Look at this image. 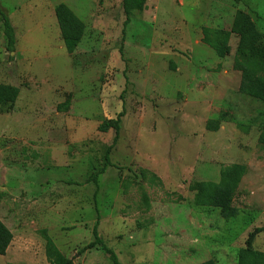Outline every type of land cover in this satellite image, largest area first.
I'll return each instance as SVG.
<instances>
[{
    "label": "rangeland",
    "instance_id": "374dc122",
    "mask_svg": "<svg viewBox=\"0 0 264 264\" xmlns=\"http://www.w3.org/2000/svg\"><path fill=\"white\" fill-rule=\"evenodd\" d=\"M60 4L86 26L73 56ZM0 8L17 42L8 53L0 17V77H8L0 84L20 90L14 107H0V221L17 243L28 239L24 263L48 264L47 230L74 264H112L102 251L78 255L100 218L99 238L120 264H237L249 234L264 227V105L239 94L238 39L219 58L201 34L230 31L243 12L264 35L263 0H148L127 26L123 0H0ZM122 111L114 143L116 133L99 128ZM233 166L243 169L240 214L226 221L197 207L194 189ZM255 248L264 253V233Z\"/></svg>",
    "mask_w": 264,
    "mask_h": 264
},
{
    "label": "trees",
    "instance_id": "16d2710c",
    "mask_svg": "<svg viewBox=\"0 0 264 264\" xmlns=\"http://www.w3.org/2000/svg\"><path fill=\"white\" fill-rule=\"evenodd\" d=\"M147 2L148 0H123V9L126 15L125 26L130 23L134 13L144 12ZM2 12L0 8L6 51L13 54L16 52L17 44L15 30L10 20ZM55 16L67 53L73 56L84 38L86 26L65 4H60L55 8ZM202 36V42L214 50L219 58L229 56L232 51L230 45L231 38L235 36L238 39L235 57L233 59V70L241 74L239 94L243 95L246 99L264 105V35L258 29L254 20L247 14L238 12L230 31L203 28ZM19 95L20 90L17 87L0 84V107H14ZM70 105L71 102L67 100L59 106V110H68ZM124 116L125 111H122L117 115L115 120L107 121L101 125L99 131L101 133H109L113 130L116 133L114 140V143H116ZM217 123L215 122L216 125ZM259 130L261 132V142L264 144V122ZM111 149L112 147L106 155L107 164ZM242 174L243 169L241 167L233 166L222 173L220 182H205L199 184L194 189L196 192L194 204L200 208L219 210L222 219L226 221L237 218L240 210L235 206V200L241 184ZM94 182L96 183V179ZM96 204L95 209L97 212ZM99 225L100 218L97 219L95 224L94 242L80 251L78 255L81 256L88 251L98 250L105 253L112 264H120L117 255L99 238L97 231ZM263 233L264 227L257 228L249 234L245 247L239 252L237 264H264V253L255 248L257 237ZM41 235L45 241V256L48 264H74L73 259L68 258L57 248L49 237L47 230L41 231ZM13 239L14 236L11 230L0 221V256L6 255ZM202 264L217 263L209 260Z\"/></svg>",
    "mask_w": 264,
    "mask_h": 264
},
{
    "label": "crops",
    "instance_id": "0c3cea01",
    "mask_svg": "<svg viewBox=\"0 0 264 264\" xmlns=\"http://www.w3.org/2000/svg\"><path fill=\"white\" fill-rule=\"evenodd\" d=\"M257 26H258V24H257ZM202 38H203V36H201V42H202ZM6 79H8V77H6V76H1L0 77V80L6 81ZM8 228H9V226H8ZM11 232L13 233L14 239H13L12 244L9 247L6 255L5 256H1V257L2 258H7L8 257V264H25L24 262H29L30 259L28 260V258L29 257L31 258V255H29V252L27 251V247L29 245L28 239L27 238H23L19 243H17L14 232L12 230H11Z\"/></svg>",
    "mask_w": 264,
    "mask_h": 264
}]
</instances>
